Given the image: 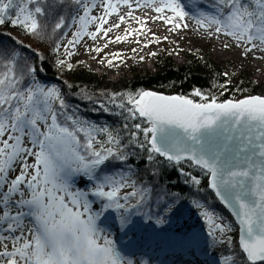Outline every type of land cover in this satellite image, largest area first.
Wrapping results in <instances>:
<instances>
[{
	"label": "snow or ice",
	"instance_id": "obj_1",
	"mask_svg": "<svg viewBox=\"0 0 264 264\" xmlns=\"http://www.w3.org/2000/svg\"><path fill=\"white\" fill-rule=\"evenodd\" d=\"M199 2L191 15L198 29L231 38L245 56L264 53V0H210V11ZM186 7L182 0H0V26L41 40L59 35L53 51L63 46L64 58L57 63L71 70L68 58L85 37L104 40L87 49L99 54L110 43L146 36L150 21L175 32L189 27ZM122 25V35L109 36ZM152 37L143 47L160 42ZM110 55L109 66L123 60L120 53ZM21 58L15 47L0 43V264H136L100 226L106 213H115L120 229H128L146 206L149 190L137 189L131 167L124 168L133 148L145 150L149 161L158 155L175 165L188 162L208 179L234 217L225 221L210 205L192 200L219 245L218 264H264V95L222 100L223 91L217 96L200 89L191 95L113 93L107 104L126 121L122 133L77 115L60 88L42 83L39 67ZM107 104L103 111H111ZM185 175L201 185L196 175ZM174 195L169 211L180 199Z\"/></svg>",
	"mask_w": 264,
	"mask_h": 264
},
{
	"label": "trees",
	"instance_id": "obj_2",
	"mask_svg": "<svg viewBox=\"0 0 264 264\" xmlns=\"http://www.w3.org/2000/svg\"><path fill=\"white\" fill-rule=\"evenodd\" d=\"M182 2L187 5L186 11L195 14L197 10L195 0H182ZM209 4L210 0H200L198 7L210 9ZM69 33L71 31L68 32L67 37ZM59 40V35L41 40L26 35L23 30L10 24L0 26V43L8 48L15 47L21 53V64L37 65L40 69L39 80L48 86H58L70 109L76 110L77 115L88 121L106 125L122 133L126 121L122 116L115 114L120 111L119 109L107 104L108 98L113 93L151 90L169 95H191L194 89H200L205 93L220 96V93L226 89L223 96L231 98L233 95H253L257 89L255 80L249 74L230 76L226 70L209 58L203 59L196 55H188L187 60L182 64H176L173 60L165 58L156 62L157 71L154 74L134 76L129 80L115 82L74 62L71 57L68 58V63L73 65L71 70L60 66L57 61L64 58L63 46L59 53L53 51ZM65 42L66 39L63 40V44ZM221 85L225 87L222 88ZM85 94L91 99L83 98ZM101 104H107L111 111H103ZM132 152L135 155L130 154V162L126 163L124 168L131 167L132 179L137 182V189L149 190L146 206L141 212L149 213L155 221L159 218L162 221L159 224L164 227L178 222L191 224L198 221L201 228L206 230L209 227L205 219L200 215V210L192 204L193 199H198L210 205L217 215L233 220L209 190L208 179L203 176L199 168L189 166L188 162L175 165L158 155L149 161L148 153L143 149L133 148ZM187 172L201 179V185L196 186L186 182ZM132 190L129 188L128 192ZM174 194H179L180 199L169 211L166 205L171 204L176 198ZM132 202L135 203V199Z\"/></svg>",
	"mask_w": 264,
	"mask_h": 264
},
{
	"label": "rangeland",
	"instance_id": "obj_3",
	"mask_svg": "<svg viewBox=\"0 0 264 264\" xmlns=\"http://www.w3.org/2000/svg\"><path fill=\"white\" fill-rule=\"evenodd\" d=\"M202 10L210 11L211 9L204 8ZM142 11L144 10L141 9L138 11L137 13L139 14L137 15H140ZM189 13L190 16L187 18V23L189 25L188 28H182L175 32H170L168 30L169 26L164 23H152L150 21L148 23V27L151 28L152 32L148 33L146 36H130L129 41L131 42L125 41L121 43H110L108 48L99 54L94 51H88L87 49L96 46H103L104 40L98 38L97 41L93 42L90 38L85 37L80 44L76 45L75 49H72L74 55L71 58L74 62L84 65V67L90 69L97 75L116 82L123 79L129 80L134 76L154 74L157 71L156 62L165 58L173 60L176 64H182L187 60L188 55H196L203 59L209 58L219 67L226 70L230 76L239 75L241 73L247 75L249 74L257 84L256 92L253 95H264V70L261 66L257 65L258 63L264 62V59L260 58L264 55V53L254 51L253 53H249L245 56L243 48L238 46L231 38L224 35L213 36L211 31L198 29L195 24V20L191 18L193 12ZM111 19L114 20L115 17H112ZM132 26L133 28L137 27L134 22L132 23ZM124 27L125 26L122 25L120 30H116V33H110L109 36L113 37L115 34L122 35ZM152 33H155V36L160 38V42L150 43L148 47H143L144 43H148L153 39ZM69 34L70 35L67 39H71L72 37V32ZM165 36L168 37L167 40L164 39ZM220 38H223L221 42ZM137 39H139L141 43H135ZM66 43L67 40L65 44ZM225 45H228V47H225ZM132 49H136L137 51L133 52ZM110 53H120L123 60L113 59L112 65L109 66L107 60L112 59ZM150 53H156V55L153 56L150 55ZM140 57H144V59L141 60ZM101 59H104V63L100 62ZM225 91L226 90L223 92ZM243 96L247 95H233L231 98L238 99ZM220 98L223 100L226 96H220ZM123 192H128V189L122 190V194ZM141 213V215L133 217V238L141 230V228L148 227L153 228L155 235L158 234L160 237L167 234L168 242L171 243L174 240V236L178 234L180 239L183 237L184 239L186 238L184 242L190 240L192 244L195 240L198 238L201 239L200 237L205 235L207 240H209L213 246L215 245L212 238L208 235L209 228L206 230L202 229L198 221L191 224H189V222H178L171 226L164 227L152 219L149 213L148 215H143V212ZM114 215V222L110 223L108 227H114V224H116L117 214L114 213L113 216ZM225 221L233 222V220L229 218H225ZM115 236H117V234ZM115 236H110V238L115 239ZM215 246L219 247V245ZM182 250L183 248L180 249V251ZM132 259L136 262V264H140L135 258ZM183 261L184 260H182L179 264H182Z\"/></svg>",
	"mask_w": 264,
	"mask_h": 264
},
{
	"label": "bare ground",
	"instance_id": "obj_4",
	"mask_svg": "<svg viewBox=\"0 0 264 264\" xmlns=\"http://www.w3.org/2000/svg\"><path fill=\"white\" fill-rule=\"evenodd\" d=\"M222 40L223 38H220V42ZM257 65L264 70V62ZM94 208H98V204H95ZM113 214L106 213L107 219L102 218L100 226L105 228L106 234L110 233V236L117 234L115 239L121 251L126 256L138 260L140 264H169L170 261V264H179L182 260H184L182 264H218L217 255L215 254L218 247L213 246L205 235L201 236V239L195 240L192 244L190 240L184 242L186 238L180 239L178 234L174 236V240L171 243L168 242L167 234L160 237L158 234L155 235L153 228L145 227L141 228L133 238L134 225L128 229L121 230L116 221L114 227H108L110 223L114 222L115 215L113 216ZM181 248H183L182 251H180Z\"/></svg>",
	"mask_w": 264,
	"mask_h": 264
},
{
	"label": "water",
	"instance_id": "obj_5",
	"mask_svg": "<svg viewBox=\"0 0 264 264\" xmlns=\"http://www.w3.org/2000/svg\"><path fill=\"white\" fill-rule=\"evenodd\" d=\"M160 157V156H159ZM162 159H164L165 161H167V162H171V161H168V160H166V158H164V157H161ZM172 163H174V162H172ZM209 188V187H208ZM209 190L212 192V190L209 188ZM213 193V192H212ZM222 205V204H221ZM222 207L229 213V215L231 216V214H230V212H229V210L228 209H226L223 205H222ZM231 218L233 219V221H234V217H232L231 216Z\"/></svg>",
	"mask_w": 264,
	"mask_h": 264
}]
</instances>
